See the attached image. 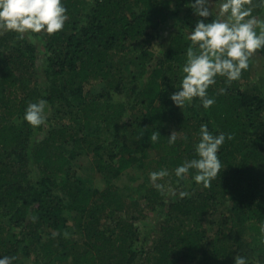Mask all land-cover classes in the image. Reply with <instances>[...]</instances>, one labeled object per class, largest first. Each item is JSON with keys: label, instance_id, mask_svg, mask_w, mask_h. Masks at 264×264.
I'll list each match as a JSON object with an SVG mask.
<instances>
[{"label": "trees", "instance_id": "trees-1", "mask_svg": "<svg viewBox=\"0 0 264 264\" xmlns=\"http://www.w3.org/2000/svg\"><path fill=\"white\" fill-rule=\"evenodd\" d=\"M11 1L0 264H264V0Z\"/></svg>", "mask_w": 264, "mask_h": 264}, {"label": "rangeland", "instance_id": "rangeland-1", "mask_svg": "<svg viewBox=\"0 0 264 264\" xmlns=\"http://www.w3.org/2000/svg\"><path fill=\"white\" fill-rule=\"evenodd\" d=\"M194 1H203V0H194ZM206 1L207 4H209L208 6L210 8H214L215 13L222 15L223 20L224 19H228V21L224 20V27L225 30L226 29H231L232 27H235L237 25L236 19L232 16H230V14L227 12L225 6L223 5V3L221 2V0H204ZM30 0H12L9 4V13L12 17V19L10 20V24H9V28L11 27H18L20 24H23L25 21V13H26V9H27V5L29 4ZM255 24V21H250L246 24V29L247 31H250L251 29H253V25ZM43 56H41L40 60L42 62ZM263 63L261 60H256V72L258 73V79L259 82H261L262 84H264V79L260 77V74L263 73ZM125 182H129L128 179L123 180ZM122 184H124L123 182H121ZM154 224V223H153ZM143 227L145 228H151V221L150 223H146L143 225ZM156 235L155 232H152L149 235V239H148V243H147V247H150L153 244V239L154 236ZM28 264H32V263H28Z\"/></svg>", "mask_w": 264, "mask_h": 264}]
</instances>
